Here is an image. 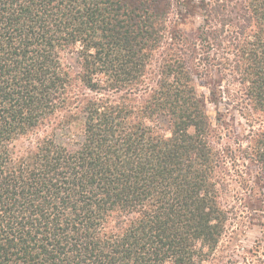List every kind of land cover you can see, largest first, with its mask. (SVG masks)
<instances>
[{"label":"trees","instance_id":"1","mask_svg":"<svg viewBox=\"0 0 264 264\" xmlns=\"http://www.w3.org/2000/svg\"><path fill=\"white\" fill-rule=\"evenodd\" d=\"M237 150L264 209V0H0V264H264Z\"/></svg>","mask_w":264,"mask_h":264},{"label":"rangeland","instance_id":"2","mask_svg":"<svg viewBox=\"0 0 264 264\" xmlns=\"http://www.w3.org/2000/svg\"><path fill=\"white\" fill-rule=\"evenodd\" d=\"M199 21V20H198ZM197 19L196 22L198 23ZM65 60L71 64H75V56L69 55L66 56ZM200 90H204L201 89ZM207 92V90H204ZM224 105H218L217 109L223 108ZM214 105H210V110L212 113L215 112ZM237 121L241 125H236V132L242 137L243 133L247 134L248 128L245 119L236 114ZM230 135L233 133L230 132ZM223 145L231 146L236 148L235 142L230 139V137L224 136ZM237 157L228 165V170H230L232 183L224 193V198L229 206H233V214L229 219L228 228L230 233H226L222 243L225 245L229 240V234L233 236V245L235 257L237 260L242 261V257L246 250H251L253 257L264 258V209L260 206L259 202L262 203L261 198L263 196L258 192L259 188L257 184H253L254 190H249L245 193V177L248 175L254 177L256 174H259L260 169L258 165L252 160H248L245 157L242 158V151H236ZM240 154V155H239ZM247 173V174H246ZM264 184V182H262ZM264 187H262L263 189ZM259 197V199H258Z\"/></svg>","mask_w":264,"mask_h":264}]
</instances>
